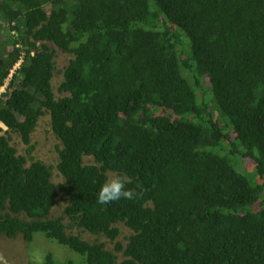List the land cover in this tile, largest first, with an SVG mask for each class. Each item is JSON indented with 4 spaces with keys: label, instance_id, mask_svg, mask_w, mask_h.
<instances>
[{
    "label": "trees",
    "instance_id": "obj_1",
    "mask_svg": "<svg viewBox=\"0 0 264 264\" xmlns=\"http://www.w3.org/2000/svg\"><path fill=\"white\" fill-rule=\"evenodd\" d=\"M2 87L0 237L79 255L39 264H264V0H0ZM47 115L59 184L33 155ZM109 173L141 194L101 205Z\"/></svg>",
    "mask_w": 264,
    "mask_h": 264
},
{
    "label": "rangeland",
    "instance_id": "obj_2",
    "mask_svg": "<svg viewBox=\"0 0 264 264\" xmlns=\"http://www.w3.org/2000/svg\"><path fill=\"white\" fill-rule=\"evenodd\" d=\"M73 58V54L64 52L59 48H56L55 57V70L54 77L52 79L53 90L56 96H59L57 87L63 79V69L67 65L68 61ZM4 91V87L0 89V92ZM4 130L7 128L4 127ZM10 136V141L17 151L25 155L27 146L22 142L21 138L14 133H7ZM31 143L34 145L35 150L33 155L36 159H40L43 162L51 165L53 172V181L56 184L62 183L63 177L58 172L56 165L58 163L57 145L59 141L55 138L51 131L49 116L40 118L34 132L31 135ZM86 161L90 162L91 159L86 157ZM110 177L114 176V173H109ZM66 205L64 201L58 200L55 207L52 209L51 217L63 215V208ZM64 223L66 224L67 232L77 234L81 238L90 242H102L110 250H114L115 242L111 241L107 236L103 234H92L81 228L72 226L69 227L70 220L64 217ZM119 228V236L117 241L125 245L128 237L132 234V230L125 226L123 223L117 224ZM46 252H51L57 261L60 259H73L79 257L77 253L70 250L68 247L57 243L56 241L47 238L43 233H36L33 240L27 243L21 234H18L14 238H8L5 236L0 237V264H39L42 261L43 255ZM120 259H122V253L116 252Z\"/></svg>",
    "mask_w": 264,
    "mask_h": 264
},
{
    "label": "clouds",
    "instance_id": "obj_3",
    "mask_svg": "<svg viewBox=\"0 0 264 264\" xmlns=\"http://www.w3.org/2000/svg\"><path fill=\"white\" fill-rule=\"evenodd\" d=\"M128 181L123 175H114L105 180L100 186L97 194V202L101 205L112 203L120 200H132L137 198L141 193L131 188H127Z\"/></svg>",
    "mask_w": 264,
    "mask_h": 264
}]
</instances>
